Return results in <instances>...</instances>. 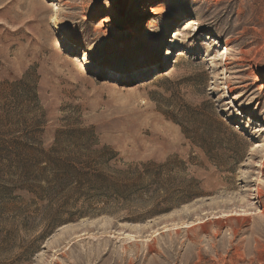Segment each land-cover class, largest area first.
Segmentation results:
<instances>
[{"label":"rangeland","instance_id":"1","mask_svg":"<svg viewBox=\"0 0 264 264\" xmlns=\"http://www.w3.org/2000/svg\"><path fill=\"white\" fill-rule=\"evenodd\" d=\"M0 264H264V0H0Z\"/></svg>","mask_w":264,"mask_h":264},{"label":"bare ground","instance_id":"2","mask_svg":"<svg viewBox=\"0 0 264 264\" xmlns=\"http://www.w3.org/2000/svg\"><path fill=\"white\" fill-rule=\"evenodd\" d=\"M87 56V54H85ZM128 236H133V234H128ZM129 238H134V237H129Z\"/></svg>","mask_w":264,"mask_h":264}]
</instances>
